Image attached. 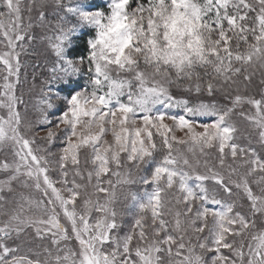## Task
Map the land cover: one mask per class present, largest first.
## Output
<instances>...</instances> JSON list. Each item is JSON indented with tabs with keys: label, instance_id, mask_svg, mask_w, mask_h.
Masks as SVG:
<instances>
[{
	"label": "snow or ice",
	"instance_id": "1",
	"mask_svg": "<svg viewBox=\"0 0 264 264\" xmlns=\"http://www.w3.org/2000/svg\"><path fill=\"white\" fill-rule=\"evenodd\" d=\"M257 69L264 0H0V193H40L0 195V264H264ZM27 229L55 254L21 255Z\"/></svg>",
	"mask_w": 264,
	"mask_h": 264
},
{
	"label": "rangeland",
	"instance_id": "2",
	"mask_svg": "<svg viewBox=\"0 0 264 264\" xmlns=\"http://www.w3.org/2000/svg\"><path fill=\"white\" fill-rule=\"evenodd\" d=\"M28 3V0H24V6L26 7ZM51 11V9H49ZM24 23L27 24L28 22V13L25 11L24 12ZM36 13H32L33 20H35ZM37 39L33 42L29 49L28 55L22 57L23 62L25 65H32V64H37L40 65L39 68H37V76L42 79L40 74L45 70L44 65L47 63V58H48V52L46 50L45 44L43 41L39 39V37L43 34V30L39 28H34L33 29ZM31 67L28 68L29 73L31 72ZM261 79H264V70L257 69L255 71V75L253 77V83L252 86L248 89V91L252 94H258L260 91L264 90L261 88L260 81ZM39 84V80H38ZM241 91L244 90V85H240ZM175 92L176 90L173 89ZM18 95L23 94V99L25 101V105L27 106V112L28 116L30 119L35 120L36 117L38 116V113H36L34 105L39 97V86L35 89L30 90V79L28 83H25L22 87L18 88L17 90ZM22 115L24 114V107H21ZM246 124H242L241 128L242 130L246 128ZM44 133L41 132L40 135H43ZM59 147V144L57 145L56 148H53V151H57ZM3 154V153H0ZM9 159H11V156L9 155ZM56 173H53V176H55ZM139 174H136L134 172V176H137ZM4 178V174L0 173V179ZM115 180V178H113ZM15 191L12 193H8L7 191L0 193V195H4L7 200L14 201L15 199H18L19 194L22 192L25 196H31L34 199H39L40 198V193L35 192L33 189H23L21 188L18 184H15L14 186ZM142 186L139 184L132 185L130 188L128 186L124 187H119L117 188V204L116 207L118 210H123L124 205L127 203V201L124 199L125 195L129 190L131 191H136L137 189L141 188ZM254 190L258 191L256 189L255 185H253ZM171 198V197H170ZM14 205H6V207H12ZM3 217H0L2 219ZM123 222H124V231L126 232L128 228L131 227L132 224V217L128 216L125 214L123 217ZM16 243L20 245V254L21 255H28L32 258H35V254L39 253L40 258L43 259L45 256L44 249L45 248H52L48 240H39L34 237V232L32 229H27L25 234L21 237L20 240H18ZM74 243V242H73ZM70 247L73 246V244L69 245ZM53 254H55L56 249L52 248ZM63 254V253H61Z\"/></svg>",
	"mask_w": 264,
	"mask_h": 264
}]
</instances>
